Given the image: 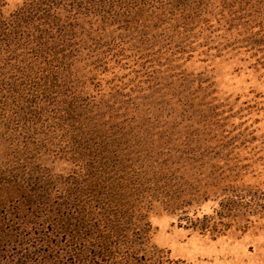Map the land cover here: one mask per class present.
I'll return each instance as SVG.
<instances>
[{
	"label": "rangeland",
	"instance_id": "374dc122",
	"mask_svg": "<svg viewBox=\"0 0 264 264\" xmlns=\"http://www.w3.org/2000/svg\"><path fill=\"white\" fill-rule=\"evenodd\" d=\"M26 2L0 44V264H92L95 223L140 264H264V0H0Z\"/></svg>",
	"mask_w": 264,
	"mask_h": 264
},
{
	"label": "trees",
	"instance_id": "16d2710c",
	"mask_svg": "<svg viewBox=\"0 0 264 264\" xmlns=\"http://www.w3.org/2000/svg\"><path fill=\"white\" fill-rule=\"evenodd\" d=\"M3 7L4 4L0 3V44H2L3 42L7 43L9 41V35L16 30V26H19L20 24L22 25V22H24L25 19H33V16L29 14L34 10V7H37V3L26 2L24 7H22L20 11L18 10V13L14 18L6 17ZM103 232L104 231L101 230L100 224L95 223L90 225L89 231L87 233L88 236L86 238V241L89 243V245L86 246V249L84 248V250L79 249L73 255L80 260L79 257L84 256V254L86 253L85 250H87L88 252L92 253V264H99V261H101L105 256H111L113 260L115 259L121 264L130 260V264H140L141 259L138 257H129L128 255L126 256L123 253L117 254L118 250L121 247V244L115 240H111L110 235H103ZM98 241L101 243H98ZM90 246L91 249L94 250H90ZM117 255H120V258Z\"/></svg>",
	"mask_w": 264,
	"mask_h": 264
}]
</instances>
